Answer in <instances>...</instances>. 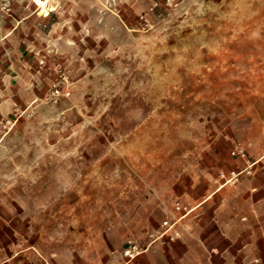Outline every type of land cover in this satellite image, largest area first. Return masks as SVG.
<instances>
[{
	"label": "rangeland",
	"instance_id": "rangeland-1",
	"mask_svg": "<svg viewBox=\"0 0 264 264\" xmlns=\"http://www.w3.org/2000/svg\"><path fill=\"white\" fill-rule=\"evenodd\" d=\"M78 17L36 46L37 76L21 64L0 113V264H158L177 202L191 210L183 229L249 196L204 201L248 165L237 142L248 160L264 154V0H84ZM243 179L264 209V159L225 186ZM131 244L143 251L126 255Z\"/></svg>",
	"mask_w": 264,
	"mask_h": 264
},
{
	"label": "crops",
	"instance_id": "crops-1",
	"mask_svg": "<svg viewBox=\"0 0 264 264\" xmlns=\"http://www.w3.org/2000/svg\"><path fill=\"white\" fill-rule=\"evenodd\" d=\"M44 2L38 5L33 0H12L11 11L5 12L1 9L0 0V113L8 111L15 100V94L20 93L21 80L25 75L23 68L27 73L37 76L31 62H38L42 55L36 46L50 44L53 30L82 27L78 16L84 0ZM22 63L25 65L23 68ZM8 94L12 95L8 97ZM254 179L249 184L243 179L236 187H216L204 201L216 193L224 197L230 193H243L246 189L249 196L244 198V202L238 200L237 204L233 203L231 210L225 214L222 208L215 212L208 205L204 206L199 214L188 218L183 229L175 226L166 232L173 245L164 247L166 250L163 252L168 255V259L158 264H217L215 260L218 257L228 259L231 253L238 254L236 264H264V209L261 208L259 194L255 192L259 187L253 182ZM226 200H222L223 204H226ZM204 201L192 209L195 210ZM198 222L204 225L201 226L200 234L195 229ZM0 229L5 231L8 227L2 224ZM198 236L203 245L200 254L190 244ZM219 238L224 241L222 246L216 243ZM14 257L15 254L1 264H14ZM122 264L134 263L127 260Z\"/></svg>",
	"mask_w": 264,
	"mask_h": 264
},
{
	"label": "built area",
	"instance_id": "built-area-1",
	"mask_svg": "<svg viewBox=\"0 0 264 264\" xmlns=\"http://www.w3.org/2000/svg\"><path fill=\"white\" fill-rule=\"evenodd\" d=\"M33 1L37 4L36 0H33ZM1 9L4 10L5 12H10L12 9V0H1ZM58 93H60L59 88L57 86H54V88H52V90H51V95L55 96ZM232 153H233V155H235L237 157H241L244 160H246L248 162V165L242 171L232 170L230 172V174H227L225 172H221L220 173V179L223 180V182L220 184V186H223L227 183H235L239 179V175L243 171L247 170L248 168H250L254 164H257L262 159H264V154H263L260 158H258L256 160H253V161L248 160L247 159V151H246L245 146L242 144V142H237L235 144ZM249 172H251V170H249ZM175 207L178 211H182V210H186V211L178 217L175 216L174 220L172 218H166L165 220H163V222L161 224V227L163 228L161 235H164L166 232L173 229L175 224L178 223L183 216H185L188 212L191 211L190 209H188V207L186 205L182 204L181 202H177ZM152 235H154V234H152ZM142 251H143V249L140 248L137 244H131L129 247L126 248L125 254L129 255L130 257H134L135 255H138ZM41 264H51V263L46 258H43Z\"/></svg>",
	"mask_w": 264,
	"mask_h": 264
},
{
	"label": "bare ground",
	"instance_id": "bare-ground-1",
	"mask_svg": "<svg viewBox=\"0 0 264 264\" xmlns=\"http://www.w3.org/2000/svg\"><path fill=\"white\" fill-rule=\"evenodd\" d=\"M36 1H37V4H38V5H43V4H45L44 0H36Z\"/></svg>",
	"mask_w": 264,
	"mask_h": 264
}]
</instances>
